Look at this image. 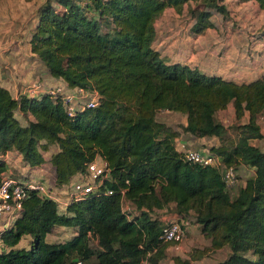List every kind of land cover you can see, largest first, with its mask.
I'll return each mask as SVG.
<instances>
[{
  "label": "trees",
  "instance_id": "1",
  "mask_svg": "<svg viewBox=\"0 0 264 264\" xmlns=\"http://www.w3.org/2000/svg\"><path fill=\"white\" fill-rule=\"evenodd\" d=\"M56 1L61 10L39 6L29 49L66 88L96 92L97 103L69 116L59 94L14 97L0 86V155L14 149L22 163L33 166L43 161L42 149L55 145L49 161L56 185L67 183L96 156L106 172L98 191L66 202L63 212L54 199L30 192L19 215L0 229V264H76L90 257V264L160 260L169 244L160 237L166 221L151 212L170 203L179 217L192 214L209 241L186 257L173 255V264H190L223 245L230 252L215 264H264V151L251 141L263 136L257 117L264 116V73L237 83L167 63L152 47L154 21L166 7L180 12L192 1L204 6L190 25L199 33L210 26L213 9L225 12L222 1ZM255 1L264 9V0ZM228 103L236 119L247 113L234 125L233 139L216 117ZM18 107L31 115L24 124L14 113ZM160 110L184 114V132L215 136L218 144L210 151L223 166L253 169L234 195L228 194L218 166L187 160L175 148L179 131L155 118ZM5 169L0 157V175ZM122 198L138 210L133 219L122 210ZM58 224L75 227V234L47 241ZM24 233L31 236L28 249L15 246Z\"/></svg>",
  "mask_w": 264,
  "mask_h": 264
},
{
  "label": "crops",
  "instance_id": "2",
  "mask_svg": "<svg viewBox=\"0 0 264 264\" xmlns=\"http://www.w3.org/2000/svg\"><path fill=\"white\" fill-rule=\"evenodd\" d=\"M14 1L15 0H0V86L5 87L14 97H18L20 94L27 95L26 92H29V85L36 80L39 81L41 89L53 87L55 85H60L62 87V84L64 86V82L52 77L29 49V38L37 18L34 14H37L40 5L37 7L36 11L32 13L33 15L31 14V16L28 17H22V14H25L24 11L21 12L18 10V5L21 4V2L30 4L31 2H39L40 0H16V3ZM221 1L224 5L225 12H216L217 14L215 15L213 13L209 17L211 22L210 26L206 27L201 32L193 33L190 30L192 22L189 23L188 27L182 29L181 23L177 21L176 23L180 26H178L176 30V35L174 36L172 33L169 37H160L157 44H155V35L157 32L155 27L156 22L163 18L164 11L167 9H173L171 7H166L154 21L155 34L152 40V47L160 53L161 57L162 55H165L169 58V60H165L162 57L167 63L179 62L186 64L189 67L196 68L202 73L218 75L224 79L232 80L237 83L250 81L264 73V35L261 34L262 30H264V9L259 8L255 0ZM40 2H43V4H50L56 9L57 7L61 8L56 0H41ZM165 24L168 27L171 25L167 19ZM18 31H21V38L22 36H25L23 38L25 40L26 52H23L19 47H16L17 44H14L12 41V39L17 36ZM179 31H181V33H178ZM7 42L10 45L6 44ZM1 43L4 45L3 47ZM37 66H41V68L37 69ZM160 111L177 113V111L172 110ZM220 111L229 112L231 116L235 118L231 103H228L224 108L217 110L216 116ZM22 112L25 114L23 118L21 117ZM14 113L23 124L27 119H31V115L27 111H22L19 107ZM261 116V118H264L263 115ZM217 118L222 123V118ZM243 118L245 119L243 120ZM246 118L247 113L244 112L242 117L239 118L242 119L240 122L245 121ZM181 120V124L185 123L184 114H182ZM260 131L263 136L260 138H254L251 141L252 143H255L257 140L259 145H255L261 151H264L260 145L261 140L264 139V132L262 129H260ZM184 133L187 134V137L184 136V134L183 136L188 140L186 143L182 140L185 143L183 144V148H178L175 145V139L177 137L175 136L173 138L175 148L180 151L190 146H199L210 150V146L218 144L217 138L213 135L195 136L188 132ZM55 149L56 146L53 150ZM42 155L43 161L40 164L29 166L21 162L20 153L14 149H9L3 155H0L6 163V169L3 172L16 175L20 179H25V175H27L31 178L45 179L46 182L51 185L55 184L54 167L49 161V156L46 157L43 153ZM249 170L251 174L253 169L249 167ZM75 176V173L72 174L69 177L68 183L71 179L75 178ZM243 182L244 179H241L238 183V187L241 186ZM68 183L54 185L56 195L60 200H66L67 194L64 191V187L65 185L67 186ZM169 206L171 207L172 203H170ZM57 209L58 212H63L65 205L64 207H61L60 204H58ZM157 211L161 212L156 213L155 216L162 221V223L179 217V214L175 213L172 210V207L167 211L166 208L157 209ZM10 224L11 222L5 223L4 216H0V229L8 227ZM61 227L65 226L60 224L54 225L51 231H53V229L57 230ZM75 231L76 228L74 229V232ZM51 234V232H48L45 239L47 240V237ZM17 244L15 246H17ZM213 252H216L220 255L219 258L223 259L230 252V249L227 245H223L214 249Z\"/></svg>",
  "mask_w": 264,
  "mask_h": 264
},
{
  "label": "built area",
  "instance_id": "3",
  "mask_svg": "<svg viewBox=\"0 0 264 264\" xmlns=\"http://www.w3.org/2000/svg\"><path fill=\"white\" fill-rule=\"evenodd\" d=\"M28 91L32 95L40 92L59 94L66 113L69 116H73L84 107H92L97 103L96 92H84L80 87L67 88L63 91L60 85H55L54 87L41 89L40 83L34 81L29 85ZM181 151L187 160L201 165L218 166L226 189L235 184V169L232 166H223L218 157L207 148L198 147L190 149L186 147ZM105 172V162L99 156H96L85 165L82 171L75 172V178L71 179L69 183L67 182V186L65 185L67 201L60 200L56 195L55 184H48L45 179L31 177L20 179L9 173L2 172L0 175V216H4L5 223L12 222L20 213L22 199L27 197L30 192L54 199L57 204L66 203L82 198L86 194L94 193L99 190V186H102ZM103 191L111 193V190L106 187L103 188ZM187 224L188 221L184 217L166 221L160 233L161 239L174 243V246H177L185 236Z\"/></svg>",
  "mask_w": 264,
  "mask_h": 264
},
{
  "label": "rangeland",
  "instance_id": "4",
  "mask_svg": "<svg viewBox=\"0 0 264 264\" xmlns=\"http://www.w3.org/2000/svg\"><path fill=\"white\" fill-rule=\"evenodd\" d=\"M41 1V0H40ZM38 2V1H34L33 3L31 2L30 4L27 3H23L21 2V4L18 5V10H20L21 12L24 11L25 14H22V17L25 16H31L32 13H34V11H36L37 7L41 4H43V2ZM16 3V0L14 1ZM57 4V3H56ZM59 6L61 8H58L59 10L62 9V6L59 4ZM204 6L199 5V3L192 1L189 4H185L183 5L182 9L180 12H176L174 9H167L166 11H164L163 14V18H161L159 21L156 22V39H155V44H157V42L159 41L160 37L163 36H170V34L172 35H176V30L178 28V26H180L178 23H176L177 21H179V23H181L182 29H185L186 27H188L190 22H193L194 19L196 18V15L199 11L200 8H203ZM216 10H212L211 11V15L214 13H216ZM33 15V14H32ZM210 15V16H211ZM34 16L36 17L37 14H34ZM209 16V17H210ZM166 19L170 22V26H166ZM178 33H181V31H179ZM262 35H264V30H262ZM21 31H18V34L15 38L12 39V41L14 42V44H17L16 47H19L20 50H22L23 52H26V46H25V40L22 36L21 38ZM161 35V36H160ZM21 38V40H20ZM6 41V40H5ZM3 43V42H2ZM1 43V44H2ZM8 45H10L8 42L6 43ZM154 44V45H155ZM4 45L2 44V47ZM165 47V45H164ZM16 51V50H14ZM1 53V50H0ZM162 57L165 60H169V58L165 55H162ZM41 66H37V69H40ZM60 81V80H59ZM61 83V81H60ZM62 84V83H61ZM62 89L63 91H65V89H67L66 87L63 86L62 84ZM71 92V90H70ZM224 111H220L216 117H220L222 118V123L225 125L226 127V131H225V136L228 139H233L235 137V130H234V125L238 122H240V120L242 119H235L233 116H231V114L229 112H224ZM234 113V112H233ZM25 116L24 112H22L21 117L23 118ZM262 116H258L257 118V123L260 127V129H262V131L264 132V118H261ZM156 118L159 120H162L163 122H167L170 124V126H172L173 128L178 129L179 131V135H177L176 139H175V145L178 148H183V144L186 143V141L188 140L187 138H185L184 136L187 137V134H185L184 132H182V130L180 129V124L182 121V114L181 113H174V112H166V111H158L156 114ZM245 118H243L244 120ZM184 134V136H183ZM190 139V138H189ZM185 141V143L183 141ZM255 141V140H254ZM254 144H258L257 140L255 141ZM261 148L264 149V139L261 140ZM208 146V145H207ZM55 147V145L50 144L49 147H47L46 149H42V153L47 157L49 156V153L53 150V148ZM199 147V146H198ZM195 146H190L187 148L193 149V148H198ZM236 171V182L235 184L230 187L229 189H227V192L229 195H234V193L237 190L238 187V183L241 179H245L248 175H250V170L249 167L247 166H238L237 168H235ZM14 177H17L16 175H13ZM26 178L29 176L25 175ZM64 191L66 193V189L64 188ZM67 201V200H65ZM64 205H66V203H60L61 207H64ZM121 206L123 211L125 212V214L127 215L128 218L133 219V217H135L138 214V210L133 206L132 203H130L128 200H126L125 198H122V202H121ZM172 207V206H171ZM169 205L166 206V211L169 210L171 208ZM161 211H157L155 210L154 212H151L152 216H155L154 214L159 213ZM187 221V227H186V231H185V236L183 237V239L177 244V246H174V243L169 242V244L167 245L168 247L165 250V256L162 257L160 260L154 261L151 259H145L143 264H173L171 257L173 255H180L182 257H186L187 253L191 250V248L196 247V248H202L206 245H208V238L206 236L203 235V233L200 230V226L199 224L193 222V216L192 214L186 215L184 217ZM65 227H61L57 230L53 229V231H51V235H49L47 237V241L49 242H58V241H66L69 240L74 234V229L75 227L72 228V226H66ZM30 240H31V236L28 233H25L21 239L19 240L17 247H22L24 249H28L30 247ZM90 245L94 246V242L91 240H89ZM246 255L251 256V253L249 250H246ZM220 255H218L216 252L212 251H208L204 256L192 260L190 262V264H215L217 261L221 260V258H219ZM73 260V259H72ZM93 260V257H90L89 259L82 261V262H77L76 264H90L91 261Z\"/></svg>",
  "mask_w": 264,
  "mask_h": 264
},
{
  "label": "water",
  "instance_id": "5",
  "mask_svg": "<svg viewBox=\"0 0 264 264\" xmlns=\"http://www.w3.org/2000/svg\"><path fill=\"white\" fill-rule=\"evenodd\" d=\"M73 260H76V258H73Z\"/></svg>",
  "mask_w": 264,
  "mask_h": 264
}]
</instances>
